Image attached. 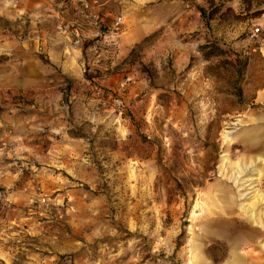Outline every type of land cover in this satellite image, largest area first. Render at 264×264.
<instances>
[{
  "label": "rangeland",
  "instance_id": "rangeland-1",
  "mask_svg": "<svg viewBox=\"0 0 264 264\" xmlns=\"http://www.w3.org/2000/svg\"><path fill=\"white\" fill-rule=\"evenodd\" d=\"M260 196L264 0H0V264H264Z\"/></svg>",
  "mask_w": 264,
  "mask_h": 264
},
{
  "label": "bare ground",
  "instance_id": "bare-ground-1",
  "mask_svg": "<svg viewBox=\"0 0 264 264\" xmlns=\"http://www.w3.org/2000/svg\"><path fill=\"white\" fill-rule=\"evenodd\" d=\"M242 168V167H241ZM248 169V168H247ZM246 171V170H245ZM252 172V171H251ZM251 172H250V174H251ZM242 174V173H241ZM256 175L258 176L256 179H254L255 180V182L256 181H259L260 180V178H262V176H263V173L261 172V171H256ZM249 176V175H248ZM251 180V179H250ZM246 181V180H245ZM249 182V181H248ZM246 183V182H245ZM242 185V184H241ZM246 185V184H245ZM254 185V184H253ZM244 186V185H243ZM245 187V186H244ZM255 187V186H254ZM256 188V187H255ZM246 195V194H245ZM248 199V198H247ZM260 200H262V202H263V200H264V196H260ZM246 210V209H245ZM229 211V210H228ZM248 211H249V209H248ZM230 212V211H229ZM246 213V212H245ZM196 253H198V252H196Z\"/></svg>",
  "mask_w": 264,
  "mask_h": 264
},
{
  "label": "crops",
  "instance_id": "crops-1",
  "mask_svg": "<svg viewBox=\"0 0 264 264\" xmlns=\"http://www.w3.org/2000/svg\"><path fill=\"white\" fill-rule=\"evenodd\" d=\"M256 152H257V154H258V155H261V153H260V152H262V149H259V148H257V151H256ZM238 259H239V258H237V256H236V257H234V260H233V261H234V263H236Z\"/></svg>",
  "mask_w": 264,
  "mask_h": 264
}]
</instances>
